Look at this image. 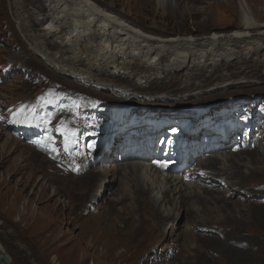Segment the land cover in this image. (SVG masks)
<instances>
[{
    "label": "rangeland",
    "instance_id": "374dc122",
    "mask_svg": "<svg viewBox=\"0 0 264 264\" xmlns=\"http://www.w3.org/2000/svg\"><path fill=\"white\" fill-rule=\"evenodd\" d=\"M241 1L248 8L252 22L258 25L260 30H264V0H219V4L209 10V27L204 31H197V21L192 18H188L186 24L182 25L178 16L174 21L152 18L146 25H159L170 31L175 30L174 36L188 37L193 42L195 39L192 37L204 38L213 32L235 30L234 27H227L230 24L242 26L244 21L240 8ZM104 4L113 5V0H104ZM159 6L154 8L155 12L163 8ZM200 8L205 9V7ZM116 9L119 13L126 12L123 5H117ZM14 12L12 0H0V129L4 132L0 139V163L6 162L0 166V246L4 248L12 264H77L82 257L86 259L85 264H89L94 258L95 260L100 258L98 253L83 251V247L80 246L84 238L82 235L85 232L84 227L89 218L102 212H93L91 206L104 207L107 200H111L120 192L126 181L119 177L118 180L106 184L103 191H99L98 200H91L88 204L87 198L95 194L102 183L98 180L92 186L86 187L76 180L80 174L75 175L73 172L69 174L68 168L74 164L83 165V161L88 159H90L88 166L90 171L96 169L98 172L104 165L115 164L113 159L97 161L92 159L99 153L104 138L106 140L113 135L110 140L112 143H107L104 151L107 152L109 147L117 146L118 141L113 138L118 134L115 130L119 125L113 128L112 124L115 121L113 117L117 118L120 111H126L128 115V119L126 117L121 122L125 131L129 129L127 127L131 123H137V126L142 124L150 129L157 127L154 132L166 129L163 131L167 132L166 135L177 136L176 128L190 127V115L197 112L210 114L207 116L218 124L217 135L221 136L223 141L227 140V134L224 136V133L228 128L235 129L236 126H240L242 133L238 132L239 135L236 136L230 149L226 151L221 149L210 154L217 157L228 152L229 154L242 152L245 155L254 149L250 144L264 141V80L262 81L264 73L256 77L240 75L237 78L249 83H244L245 87L237 91L230 89L227 92H210L190 99L176 96L172 101L161 103L133 98L121 99L105 92L96 93L57 75L40 57L34 55L25 43L23 35L17 30ZM163 13L162 11L161 14ZM199 22L204 24V18ZM44 27L47 25L45 24ZM214 28L217 30H213ZM184 31L187 33L180 34ZM255 32L258 33L259 29ZM255 80L259 83H251L256 82ZM119 81L126 83L123 79ZM161 113H169L179 118L188 117V119H182L181 124H177L174 120L168 126L165 124L161 127L157 126L160 120L162 121L158 118ZM20 124L24 125V128L20 126L16 129ZM33 131H38V135L33 134ZM157 143L160 146L164 144L163 140ZM188 145L187 141L181 142L180 139L173 138L164 148L165 153L159 156H166L162 158L165 162L168 155H171L170 151L176 150L175 147L178 146L180 150L183 147L181 152L184 153ZM2 146L7 147L9 153L2 155ZM181 152L173 155L175 160L168 162L169 165L164 164L166 170H162V174L165 177L169 174H177L176 171L182 168L184 163L178 166L176 164L177 160L182 158ZM207 153L208 151L202 153L197 163L194 162L190 168H197L196 165L198 166L201 160H207L205 155ZM84 154L88 157L86 160L82 158ZM11 164L18 165L21 169L16 176H12L13 173L10 172ZM243 164L244 167L245 164L247 165L245 171L255 172L253 164L247 160ZM220 166L219 164L218 167ZM187 170L186 168L180 171L179 175L189 178L191 173L189 174ZM200 179L201 177H198L195 181ZM262 179L264 177L256 173L254 178L247 181V185L252 186ZM26 180L28 184H25ZM201 182L205 184V181ZM247 192L242 188L239 189V193L235 192L233 197L222 198V195H212L219 202L208 204L213 212L210 218L212 215L214 221L218 218L222 220L226 218L228 220L225 222L231 225L230 228L201 225L206 226L204 229L200 225L195 227L196 224L191 227L184 215L177 219L176 227L172 230L169 227L173 224L171 221L173 218L168 217L163 222L164 217H161L155 222L150 216H145L142 219V226L132 225L130 228L122 229L121 235L115 233L111 236V241H108L113 243L118 237L119 246L109 252L108 257L115 259L113 264H264V228L261 227L262 219L254 212L260 205L252 204L251 202L255 200L247 197ZM154 195L156 196V193ZM247 200L251 201L247 202ZM193 202L195 201L191 199V205H195ZM172 213L170 215H174V212ZM36 216L40 217V220ZM21 217L24 220L19 222ZM17 223L20 228L27 225L31 229L26 236L31 239L32 246L26 241L28 239L26 236L22 237L14 229V224ZM160 223L163 225L160 226ZM118 226L122 227L124 224L118 223ZM139 227L142 230L138 237H134L136 228ZM160 230L169 232L158 242L160 247L168 246L165 252L168 257L161 262L158 260L160 255L155 253L154 255L153 248L149 247L152 244L149 239L151 233L153 231L159 233ZM53 231L55 234H52ZM59 233L66 234V237L57 242L55 237ZM186 233L191 236L185 237ZM172 237L178 238L176 244L171 243ZM141 240L143 244L139 247L138 242ZM182 244L185 249L187 248V252L185 249H180Z\"/></svg>",
    "mask_w": 264,
    "mask_h": 264
},
{
    "label": "bare ground",
    "instance_id": "6f19581e",
    "mask_svg": "<svg viewBox=\"0 0 264 264\" xmlns=\"http://www.w3.org/2000/svg\"><path fill=\"white\" fill-rule=\"evenodd\" d=\"M12 2L17 30L23 35L30 51L40 57L57 75L96 93L105 92L121 99L133 98L161 103L172 101L176 96L190 99L210 92H227L230 89L237 91L245 87L244 83H249L242 82V79L237 77L240 75L256 77L264 73V30H260V27L252 22L250 12L242 1L240 7L244 21L242 26L230 24L227 27H234L235 30L213 32L204 38L192 37L195 39L193 42L188 37L177 38L173 35L176 33L175 30L146 24L152 18L174 21L178 16L182 25L186 24L188 18H192L197 21V31H204L209 27V10L218 5L219 0H113V5L110 6L105 5L104 0H12ZM117 5L125 6L126 12H117ZM157 5L163 8L155 12L154 8ZM202 18L204 24L199 22ZM45 24L47 27H44ZM256 29H259L258 33L255 32ZM185 32L187 33L184 31L180 34ZM119 79L125 80L126 83H121ZM251 83L257 84L259 81ZM193 115L195 116L192 117ZM193 115H190V127L176 128L177 136H170L163 132L166 129L154 132L157 127L150 129L142 124L137 126V123H131L127 127L129 129L125 131L121 122L126 117L128 119V115L126 111H120L117 118L113 117L115 121L112 124L113 128L119 125L115 130L118 134L113 138L118 141L117 146L109 147L107 152L104 151L105 145L112 143L110 140L113 135L106 140L104 138L99 153L92 159L93 161L113 159L115 164L104 165L98 172L96 169L90 171L88 159L83 161V165L74 164L68 168L69 174L72 172L75 175L80 174L76 180L86 187L92 186L98 180L102 183L95 194L86 197L88 204L91 200H98L99 191H103L106 184L118 180L119 177L126 181L120 192L111 200H107L104 207L91 206L93 212H102L89 218L84 227L85 232L82 234L84 238L80 246L83 247V251L98 253L102 260L94 258L89 264L115 263V259L109 258L108 254L119 246V239L117 237L110 243L111 236L115 233L121 235L122 229L130 228L132 225L142 226V219L145 216H150L155 222L161 217H164L163 222L168 217L173 218L171 220L173 224L169 227L172 230L176 227L177 219L184 215L191 227L196 224L195 227L200 225L204 229L206 226L201 225L230 228L231 225L226 223L228 219L218 218L214 221L213 215L210 218L213 212L208 204L219 202L212 195H222V198L233 197L234 193H239V189L242 188L248 191L247 197L255 200L251 202L252 204L260 205V207L255 205L259 209L253 210L262 219L261 227L264 228V179L252 186L247 185V181L254 178L256 173L264 177V141L250 144L254 149L245 155L242 152L240 154L228 152L220 157L210 155L221 149L225 151L230 149L242 129L240 126H236L235 129L228 128L224 133V136L227 134V140L223 141L222 137L217 135L218 124L207 116L210 114L197 112ZM158 118L162 119L157 124L161 127L165 124L168 126L174 120L181 124L182 119H188L174 117L169 113H161ZM33 134L38 135V131H33ZM3 135L4 132L0 129V139ZM173 138L180 139L181 142L187 141L189 145L184 153L181 152L183 147L181 150L178 146L175 147L176 150H171V155H168L164 162L162 158L166 156L159 155L165 153L164 148ZM159 140H163V146L157 143ZM1 151L4 155L10 150L2 146ZM205 151H208L205 154L207 160L200 159L197 168H190ZM176 152L182 154V158L176 162L177 166L184 164L176 171L177 174L165 177L162 174V170H166L164 164L175 160L173 155ZM85 154L82 155L83 160L88 158ZM246 160L254 165L255 172L245 171L247 165L244 167L243 162ZM4 164L6 162L2 161L0 166ZM11 166L10 172L13 173L12 176H16L21 169L18 165ZM186 168L188 173H191L189 178L179 175V172ZM224 176L228 181L223 179ZM198 177L201 179L195 181ZM201 181H205V184ZM25 184H28L27 180ZM191 199L195 201L193 202L195 205H191ZM172 212L174 215H170ZM103 217L105 218L99 219ZM36 218L40 220V217ZM206 219L208 220L204 224ZM22 220L23 217L19 222ZM118 223L124 226L119 227ZM162 225L160 223V226ZM14 229L22 237L31 230L27 225L20 228L18 223L14 224ZM140 230H142L140 227L136 228L134 237H138ZM167 233L169 232L153 231L149 238L152 243L149 247L153 248V254L160 255L158 259L160 262L168 257L165 254L168 246L160 247L158 242ZM189 233H186L185 237L191 236ZM59 234L55 237L57 242L66 237V234ZM26 241L31 245V239L28 238ZM177 242L178 238H171V243ZM142 244V240L138 242L139 247ZM0 247L2 253L6 254L4 248ZM180 249H185L183 244ZM85 263L84 257L77 262Z\"/></svg>",
    "mask_w": 264,
    "mask_h": 264
},
{
    "label": "water",
    "instance_id": "95a60500",
    "mask_svg": "<svg viewBox=\"0 0 264 264\" xmlns=\"http://www.w3.org/2000/svg\"><path fill=\"white\" fill-rule=\"evenodd\" d=\"M0 264H12V260L10 259V257L2 253L1 247H0Z\"/></svg>",
    "mask_w": 264,
    "mask_h": 264
}]
</instances>
